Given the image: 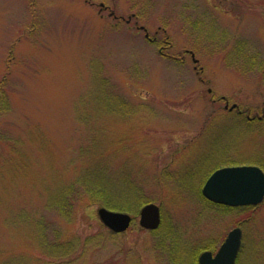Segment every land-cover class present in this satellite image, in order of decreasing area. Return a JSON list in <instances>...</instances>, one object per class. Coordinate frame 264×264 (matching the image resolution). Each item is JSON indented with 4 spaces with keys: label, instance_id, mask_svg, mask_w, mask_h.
<instances>
[{
    "label": "rangeland",
    "instance_id": "obj_1",
    "mask_svg": "<svg viewBox=\"0 0 264 264\" xmlns=\"http://www.w3.org/2000/svg\"><path fill=\"white\" fill-rule=\"evenodd\" d=\"M246 110L264 114V0H0V262L197 264L240 227L236 264H264V201L201 192L222 166L264 169Z\"/></svg>",
    "mask_w": 264,
    "mask_h": 264
},
{
    "label": "water",
    "instance_id": "obj_2",
    "mask_svg": "<svg viewBox=\"0 0 264 264\" xmlns=\"http://www.w3.org/2000/svg\"><path fill=\"white\" fill-rule=\"evenodd\" d=\"M142 29L146 30L144 26ZM149 33H146L148 36ZM194 58V53H192ZM194 61L197 60L194 58ZM233 104L232 107H235ZM223 176L232 177L221 181ZM202 193L208 200L231 207L256 206L264 201V170L258 165H234L216 169L207 178ZM100 220L114 232L128 229L133 217L128 212L98 208ZM140 225L155 230L161 225V209L156 203H147L140 210ZM242 229L235 227L227 234L217 251L205 250L199 255L200 264H236L242 244Z\"/></svg>",
    "mask_w": 264,
    "mask_h": 264
},
{
    "label": "flooded vegetation",
    "instance_id": "obj_3",
    "mask_svg": "<svg viewBox=\"0 0 264 264\" xmlns=\"http://www.w3.org/2000/svg\"><path fill=\"white\" fill-rule=\"evenodd\" d=\"M221 101H223V102H225V106H224V108H226V110H228V111H236L237 113H239V114H241V115H243V113H245V111L244 110H242L240 107H239V105L238 104H236V106L235 107H231V106H229V99H228V97L226 96V95H219L218 97H217V99H214L213 100V102L214 103H216V102H221ZM246 117L248 118V119H251V120H254V119H259V120H263L264 119V114H261V115H258V114H254L253 116H250V113L248 112V110H246Z\"/></svg>",
    "mask_w": 264,
    "mask_h": 264
},
{
    "label": "trees",
    "instance_id": "obj_4",
    "mask_svg": "<svg viewBox=\"0 0 264 264\" xmlns=\"http://www.w3.org/2000/svg\"><path fill=\"white\" fill-rule=\"evenodd\" d=\"M136 16H137V15H136ZM138 17H139V16H138ZM164 42L167 43V40H164ZM169 45H170V43H169L167 46H169ZM6 104H7V103H5L4 105H2L1 107H5ZM93 189H94L98 194H99V192H100V193H104V194H106V192H104L102 189H99L98 187H97V188H93ZM103 196H104V195H103ZM208 201H209V200H207L206 202H208ZM147 203H148V202H147ZM208 203H214V205H219V206H221V207H227V206H224V205H221V204H218V203L212 202V201H210V202H208ZM63 204H64V202H63ZM69 204H70V203H67V205H69ZM145 204H146V202H145ZM67 205H64L63 208H61V209L64 210V211L67 210V209H68V208H67V207H68ZM112 207H113V206H112ZM248 207H253V206H248ZM1 259H2V255H0V260H1ZM6 260H7V259L4 258L3 261H4L5 263H7ZM197 260H198V257H197ZM4 262H3V263L0 262V264H5ZM7 264H14V263H13V260H12V262H8ZM197 264H199V262H197Z\"/></svg>",
    "mask_w": 264,
    "mask_h": 264
},
{
    "label": "snow or ice",
    "instance_id": "obj_5",
    "mask_svg": "<svg viewBox=\"0 0 264 264\" xmlns=\"http://www.w3.org/2000/svg\"><path fill=\"white\" fill-rule=\"evenodd\" d=\"M221 181H228L230 179H232V177H229V176H223V177H220L219 178Z\"/></svg>",
    "mask_w": 264,
    "mask_h": 264
}]
</instances>
